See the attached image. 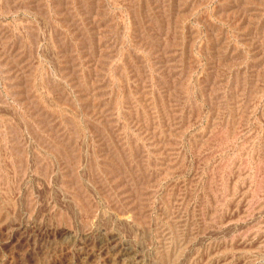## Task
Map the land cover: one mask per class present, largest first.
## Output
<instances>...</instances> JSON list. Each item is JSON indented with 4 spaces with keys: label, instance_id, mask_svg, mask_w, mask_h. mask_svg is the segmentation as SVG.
I'll list each match as a JSON object with an SVG mask.
<instances>
[{
    "label": "rangeland",
    "instance_id": "1",
    "mask_svg": "<svg viewBox=\"0 0 264 264\" xmlns=\"http://www.w3.org/2000/svg\"><path fill=\"white\" fill-rule=\"evenodd\" d=\"M0 264H264V0H0Z\"/></svg>",
    "mask_w": 264,
    "mask_h": 264
}]
</instances>
